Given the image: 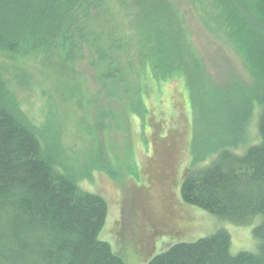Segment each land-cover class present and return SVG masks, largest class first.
<instances>
[{
  "label": "trees",
  "instance_id": "16d2710c",
  "mask_svg": "<svg viewBox=\"0 0 264 264\" xmlns=\"http://www.w3.org/2000/svg\"><path fill=\"white\" fill-rule=\"evenodd\" d=\"M188 1L208 30H230L236 49L245 51L252 82L208 89L210 132L197 143L180 197L236 225L257 219L251 231L255 249L233 254L230 233L218 228L173 243L146 264H264V0ZM114 3L130 21L131 38L107 26ZM156 5L157 0H0V49L24 46L60 64L87 61L105 98L120 101L130 115L136 92L143 106L154 84L161 95L160 88L173 80L188 89L196 84L193 53L177 30L176 14L159 12ZM134 48L138 71L132 67ZM229 92L232 100L226 99ZM147 111L138 115L144 126ZM75 164L70 154L64 156L53 121L34 124L0 79V264H126L99 239L107 200L79 186Z\"/></svg>",
  "mask_w": 264,
  "mask_h": 264
},
{
  "label": "rangeland",
  "instance_id": "374dc122",
  "mask_svg": "<svg viewBox=\"0 0 264 264\" xmlns=\"http://www.w3.org/2000/svg\"><path fill=\"white\" fill-rule=\"evenodd\" d=\"M157 3L159 12L176 14L177 30L193 53L190 65L196 67V84L191 78L189 89L181 79L173 80L160 88L161 95L154 84L149 95L144 94L143 106L136 92L134 113L127 115L124 104L105 98L87 61L60 64L57 57L45 58L24 46L15 52L0 49V79L34 124L53 121L64 156L70 154L76 163L79 186L107 200L108 214L98 237L126 264H146L171 244L194 241L218 228L230 233L233 254L253 251L251 231L257 219L236 225L185 204L179 193L198 141L210 132L208 89H223L234 80L251 85L245 51L236 49L229 29L208 30L188 0ZM111 9L108 28L131 38L123 10L115 3ZM134 50L132 67L138 71ZM132 77L136 84L138 78ZM232 97V92L226 95ZM146 109L144 126L138 115ZM108 111L115 119L108 118Z\"/></svg>",
  "mask_w": 264,
  "mask_h": 264
}]
</instances>
